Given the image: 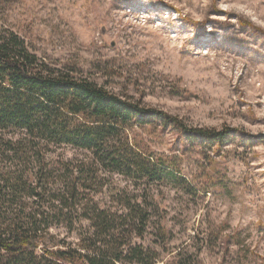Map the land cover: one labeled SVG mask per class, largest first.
I'll return each mask as SVG.
<instances>
[{"label":"rangeland","instance_id":"374dc122","mask_svg":"<svg viewBox=\"0 0 264 264\" xmlns=\"http://www.w3.org/2000/svg\"><path fill=\"white\" fill-rule=\"evenodd\" d=\"M0 29L52 68L123 99L190 127L238 130L210 148L157 116L129 122L130 141L169 175L100 168L83 199L117 215L141 206L142 232L120 219L96 232L75 207L52 219L46 245L78 246L95 232L98 245L113 234L109 248L140 244L144 262L183 251L200 264H264V0H0ZM50 149L52 159L86 154Z\"/></svg>","mask_w":264,"mask_h":264},{"label":"trees","instance_id":"16d2710c","mask_svg":"<svg viewBox=\"0 0 264 264\" xmlns=\"http://www.w3.org/2000/svg\"><path fill=\"white\" fill-rule=\"evenodd\" d=\"M149 115L188 136L203 137L210 148L223 146L238 132L232 127H190L168 112L123 99L86 78L52 68L28 50L22 37L0 29V264H155L144 262L140 244L125 247L120 240L109 248L113 234L102 245L95 232L78 246L45 244L51 241L52 219L75 207L96 232H108L116 219L126 223L130 234L142 232L145 219L137 215L141 206L126 204L125 213L117 215L83 198L93 187L88 175L96 177L100 168L169 175L129 139V122L141 125ZM55 144L86 154L72 161L52 159ZM138 223L141 228L136 229ZM187 258V252L178 251L163 264H200Z\"/></svg>","mask_w":264,"mask_h":264}]
</instances>
